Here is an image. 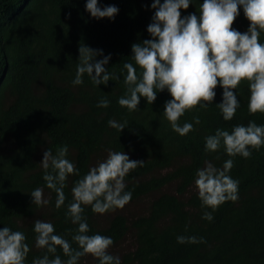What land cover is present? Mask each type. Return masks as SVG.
<instances>
[{"label": "trees", "instance_id": "1", "mask_svg": "<svg viewBox=\"0 0 264 264\" xmlns=\"http://www.w3.org/2000/svg\"><path fill=\"white\" fill-rule=\"evenodd\" d=\"M154 0H98L101 9L114 6V18L95 19L86 11L87 0H0V230L21 231L30 251L25 264L45 254L35 246L34 221L50 222L55 234L73 248L77 225L66 220L71 189L90 168L104 161L109 152H124L132 161L145 162L126 175L124 191L132 193L122 209L105 214L84 206L90 231L112 238L110 255L121 264H264V146L250 158L229 157L223 146L205 152V138L217 129L231 133L234 126L254 121L264 126V114L250 115V87L247 81L234 89L239 107L225 121L217 107L223 89L207 108L199 105L186 111L178 123H193V131L181 136L165 118V104L172 99L167 89L157 90L148 104L140 98L138 110L121 107L118 100L127 94L125 63H132V45L150 40L147 31L155 14ZM204 0H190L181 18L196 14ZM163 4L164 0H160ZM233 29L244 33L250 27L240 6ZM259 42L264 44V32ZM102 50L95 63L111 56L106 71L107 85H94L85 73L81 85H73L79 65V47ZM93 75L95 73L93 72ZM107 99V108L97 107ZM206 103V102H201ZM198 116L199 124L194 123ZM110 120L126 122L119 132ZM68 147L67 159L78 175H70L64 188L66 201L55 207L56 193L46 187L40 165L49 148L55 153ZM233 159L228 173L238 184V199L227 201L202 219L204 210L195 187L196 172L206 162L222 168ZM44 189L49 202L37 207L30 193ZM211 211V209H208ZM178 236L203 238V243H177ZM57 255L66 261L62 249ZM78 264H99L91 255Z\"/></svg>", "mask_w": 264, "mask_h": 264}, {"label": "clouds", "instance_id": "2", "mask_svg": "<svg viewBox=\"0 0 264 264\" xmlns=\"http://www.w3.org/2000/svg\"><path fill=\"white\" fill-rule=\"evenodd\" d=\"M189 5L190 0H164L163 4L154 0L151 7L155 14L147 28L152 39L132 45L131 58L139 67L140 75L132 63L124 64L127 94L118 100L119 105L129 111L138 110L141 97L152 104L157 98V90L167 89L172 99L166 102L163 114L172 130L184 136L194 130L193 123L181 126L179 118L198 105L207 108L214 100L218 84L223 89V97L217 107L225 121L232 120L240 106L233 90L247 81L250 87L249 114H264V44L259 42L260 33L264 32V0H204L199 18L196 14H189L182 19L180 10H187ZM240 6L250 22L244 33L232 27ZM86 11L98 20L112 19L118 13L114 6L101 9L98 0H87ZM78 51L80 63L73 85H81L85 73L92 78L94 85H107L112 77L105 65L111 56L93 63L95 57L103 56L102 50L84 45ZM108 106L107 99H101L97 104L99 108ZM194 123H200L198 116L194 117ZM108 124L119 132L126 128V122L110 120ZM222 146L229 157L250 158L252 152L249 149L259 151L264 146V126L250 121L247 126H234L231 133L217 129L214 135L205 138L206 153L217 152ZM67 155L66 145L58 147L55 153L49 148L40 164L44 169L46 187L56 193L55 207L58 210L65 205L66 181L70 175H78L75 164L66 158ZM144 163L130 160L124 152L110 151L104 161L90 168L72 187L73 199L67 204L65 213L66 220L78 226L72 235V242L78 247L73 248L67 239L55 234L50 222L37 219L33 229L35 246L44 249L45 254L34 259L32 264H78L88 255L96 258L99 264H121L118 256L108 252L114 243L112 238L87 234L90 229L84 206H91L92 212L97 214L122 209L132 199V193L124 191L125 177ZM233 166V159H228L222 168L206 162V167L197 170L194 183L204 210L202 219L212 221V213L220 205L238 199L239 182L228 174ZM30 195L32 204L37 207L49 202L44 199L43 188H35ZM25 241L26 236L21 231H12L8 227L0 230V264H25L30 251ZM203 242V238L197 240L194 236L177 237L179 244ZM58 248L67 257L66 261L57 255Z\"/></svg>", "mask_w": 264, "mask_h": 264}]
</instances>
